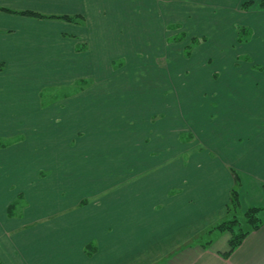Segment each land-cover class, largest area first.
<instances>
[{
	"label": "crops",
	"instance_id": "1",
	"mask_svg": "<svg viewBox=\"0 0 264 264\" xmlns=\"http://www.w3.org/2000/svg\"><path fill=\"white\" fill-rule=\"evenodd\" d=\"M106 15H114V0H0V264H264V212L255 228H242L236 245L232 227H215L228 216L232 171L243 213L264 207L263 72L238 74L243 82L225 94L238 106H232L238 132L213 147L224 164L208 156L202 168L169 174L142 168L140 161L156 163L145 152L112 156L95 148L87 156L90 169L78 162L72 167L79 154L62 164L56 157L52 146L65 138H76L83 149L103 138L87 132L103 124L86 123L84 92L74 95L72 110L63 100L68 94L42 90L69 83L72 73L77 80L95 76L114 53H104L113 36L104 47L97 35ZM40 129L53 142L45 153L37 147ZM127 138L118 141L135 144V135ZM133 155L139 163L127 164ZM106 161H114V184L100 179L113 173L103 169ZM39 168L47 172L45 182Z\"/></svg>",
	"mask_w": 264,
	"mask_h": 264
},
{
	"label": "rangeland",
	"instance_id": "2",
	"mask_svg": "<svg viewBox=\"0 0 264 264\" xmlns=\"http://www.w3.org/2000/svg\"><path fill=\"white\" fill-rule=\"evenodd\" d=\"M246 1L114 0V15L102 18V30L97 33L104 37V47L112 46L113 36V46L104 51H114L112 56L96 66L95 76L77 80L78 75L72 73L75 80L56 82L42 90L44 95L68 94L63 100L72 110L79 99L74 95L84 92L80 104L88 108L86 123L103 124L101 128L87 129L103 134L101 142L94 140L91 147L83 149L76 138H65L61 144L53 145L61 164L68 155L79 154L80 159L74 157L72 167L78 162L93 168L87 156L94 154L95 148L112 156L117 152L150 153L156 163L148 166L147 161H140L145 165L142 168L159 167L169 174L182 167L202 168L208 156L224 164L213 147L236 138L238 132L233 118L236 113L232 114V106L236 110L238 106L230 103L225 94L243 82L238 74L264 73V7H260V0H253V5L243 8ZM244 83L248 89H255L249 81ZM68 113L67 110L63 116ZM38 131V151L45 153L53 142L44 130ZM128 135H135V144L118 141L126 142ZM125 157H120L118 165L125 163ZM106 162L103 169L113 173L103 172L100 179L104 185L114 184V161ZM138 163L135 158L127 164ZM231 173L235 180L233 191L237 192L240 182L235 172ZM47 177V172L39 168L38 178L45 182ZM237 202L236 195L227 207L226 219L215 225L220 229L232 227L234 240L242 234V228L249 226V222L243 223L245 203L239 208Z\"/></svg>",
	"mask_w": 264,
	"mask_h": 264
},
{
	"label": "trees",
	"instance_id": "3",
	"mask_svg": "<svg viewBox=\"0 0 264 264\" xmlns=\"http://www.w3.org/2000/svg\"><path fill=\"white\" fill-rule=\"evenodd\" d=\"M251 5H253V0H248V1L244 2L242 7L245 8L246 6H251ZM259 5H260V7H264V0H260ZM62 18H64L65 20H72L71 18H69L67 16L62 17ZM232 195H233L232 196L233 199H236V192L232 191ZM260 211H264V207H250L245 212V217H246L247 221L254 228L260 222V219L258 217ZM244 234H245V232H242V234L240 235V237H239V239L237 241L236 240H232V245H236L240 241V238Z\"/></svg>",
	"mask_w": 264,
	"mask_h": 264
}]
</instances>
